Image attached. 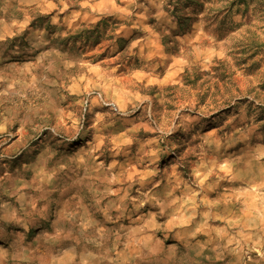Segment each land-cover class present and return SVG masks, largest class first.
<instances>
[{"label": "rangeland", "instance_id": "374dc122", "mask_svg": "<svg viewBox=\"0 0 264 264\" xmlns=\"http://www.w3.org/2000/svg\"><path fill=\"white\" fill-rule=\"evenodd\" d=\"M0 264H264V0H0Z\"/></svg>", "mask_w": 264, "mask_h": 264}]
</instances>
